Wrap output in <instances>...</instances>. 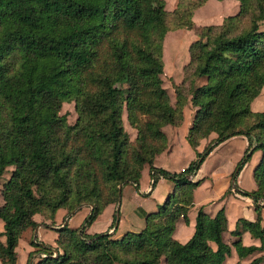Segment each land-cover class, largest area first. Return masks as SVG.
Instances as JSON below:
<instances>
[{
	"label": "trees",
	"instance_id": "trees-1",
	"mask_svg": "<svg viewBox=\"0 0 264 264\" xmlns=\"http://www.w3.org/2000/svg\"><path fill=\"white\" fill-rule=\"evenodd\" d=\"M237 1L235 14L197 30L172 104L161 79L164 37L192 28L194 11L207 0H178L172 11L164 0H0L2 264L16 263L20 235L38 225L35 214L51 220L44 226L57 237L55 245L31 238L26 264H160L162 258L165 264H223L231 245L239 259L260 253L233 264L264 262V110L251 109L264 86V0ZM188 100L195 111L185 139L195 158L180 171L157 167L156 155L168 146L163 128L182 124ZM70 102L74 124L60 114ZM211 133L216 137L197 151ZM240 135L247 147L225 194L249 197L255 219H237L231 234L246 230L259 245L226 243L224 210L211 217L202 206L193 234L180 242L173 237L176 222L188 223L193 190L202 181L193 177L217 145ZM257 150L256 188L240 189L236 178ZM144 165L152 189L162 178L173 189L156 210H142V229L113 238L122 189L131 184L139 191ZM109 204H116L109 229L88 234ZM83 206L90 211L78 227H52L59 208L69 215Z\"/></svg>",
	"mask_w": 264,
	"mask_h": 264
},
{
	"label": "rangeland",
	"instance_id": "rangeland-1",
	"mask_svg": "<svg viewBox=\"0 0 264 264\" xmlns=\"http://www.w3.org/2000/svg\"><path fill=\"white\" fill-rule=\"evenodd\" d=\"M165 1V8L168 11H172L178 2V0H164ZM233 1L237 0H208L203 6L197 8L193 13V27L190 29L181 28L176 30L168 31L164 37L163 42V73L161 75L162 79V86L166 89L168 96L170 98V102L172 104L175 103V92H174V85L180 84L185 76L184 67L189 61V45L197 39V30L205 25H218L221 23L222 19L227 16L235 13L238 10L239 2L237 1V6L233 9ZM202 80L196 81V84H200ZM188 83H185V91L188 92L189 90ZM195 111L194 106L188 100L187 104L183 108L184 120L181 125L179 126H168L169 128L166 130L168 135L172 139V143L176 148L174 152V159L169 161L167 165H164V168L168 170H180L186 166L196 155L195 150L191 148L188 144L186 139L184 138V144L182 146L183 134L184 130L186 129L185 126H188L191 123L193 113ZM60 114H65L67 122L69 124H74L77 118V114L74 109V103H63L60 109ZM124 127L125 130L128 132L129 137L131 140H134L136 131L131 128L126 120V116H123ZM177 127V128H175ZM210 137V136H209ZM215 137L214 134L211 135V138ZM241 156L240 154V147L237 143L233 144V142L227 143L222 148H219L215 151V154L209 159L207 166L208 169H212L211 176H213L215 185L213 191L218 193L222 190L227 191L229 188L231 181L228 180L226 177L233 169L237 159ZM216 163V167L214 164ZM163 166V165H162ZM206 166V167H207ZM10 169V168H9ZM208 172L203 170V174L200 173V177H203ZM9 176L8 173L4 174L3 180H5ZM196 178V179H198ZM227 180V181H226ZM240 181L242 186L246 189H253L255 188V182L253 177L248 172H244L241 175ZM149 180H147L146 175H144L142 180V188L146 189L149 185ZM170 185L172 188V182L169 180H165L163 182H159L155 189V197H148V195L139 196V200L141 203L140 208L135 209L137 203H132L134 201L133 195L134 193L138 194L135 188L128 184L126 185L121 193L122 197V207L119 211L120 216V228L117 230V233L120 232V229L123 232L127 229L134 230L131 228H138L135 230H139L144 225V218L141 215L142 208L147 209L149 205H155L156 203L163 202L161 200L162 195L164 194L165 197L170 189ZM225 188V189H224ZM151 189V185L148 193ZM209 191V190H208ZM206 189H202L199 191V194L205 193ZM230 192V191H229ZM228 192V193H229ZM149 194V193H148ZM165 199V198H164ZM2 198L0 196V203ZM156 208V205H155ZM229 218L232 219V213L234 211L229 212ZM246 216V213H244ZM264 217V216H263ZM82 213H77L74 218L70 222V226H78L81 223ZM107 214H103L96 222V224L92 227V231H101L105 230V225L107 224ZM118 225V223H117ZM138 226V227H135ZM227 230V229H226ZM181 230H179L180 232ZM54 230L47 228L43 232V237L46 240H51V236L53 235ZM226 232V231H225ZM231 234L227 231L224 235V241L231 245V241L233 238L230 236ZM180 234L178 235V237ZM231 253L232 256H227L223 262V264H233L236 259H238L237 254L235 252L234 247L231 245ZM19 258L22 259L23 251L22 247L18 250ZM256 255H250L247 258L241 260L242 263H247L250 259H252ZM264 264V262H262Z\"/></svg>",
	"mask_w": 264,
	"mask_h": 264
},
{
	"label": "crops",
	"instance_id": "crops-1",
	"mask_svg": "<svg viewBox=\"0 0 264 264\" xmlns=\"http://www.w3.org/2000/svg\"><path fill=\"white\" fill-rule=\"evenodd\" d=\"M236 2L237 1H233V9H235L236 6H237V3ZM238 10H239V5H238ZM235 13H233V14H235ZM251 109L253 111H263L264 110V86L262 87V89H261L260 93L258 94V96H256L252 100V102H251ZM192 119H193V116H192ZM190 125H191V123L188 126H185L186 129L184 130V134H183L182 146L184 144V138H185V136L187 134V130H188V128H189ZM168 126H172V125H166L163 128V130H164V132H165V134L167 136L168 146H167V148L162 153L156 155V157L154 159V165L157 166V167L164 168V165H167V163H169V161H172L174 159V155H175L174 152L176 151V148H177V147H174V145L172 143V139H171V137L168 135V133L166 131L169 128ZM175 128H177V127H175ZM212 134H214V136L216 137V134L215 133H211L209 135L210 137L208 136L207 138L202 139L200 141L199 145L197 146V151L203 150V148L205 147V145L211 140L209 138H211V135ZM215 137H212V139L215 138ZM229 142H233V144L237 143L239 145L241 156L237 159V161H236V163H235L232 171L226 176L228 178V180H230L231 173L233 172V170H234L237 162L242 157V155H243V153L245 151V148L247 147V139L244 136H242V135H240V136H233V137H231V138L223 141L219 145H217L209 153V155L205 158L204 162L201 164L200 168L198 169L196 175L193 177V181H196L198 179H202V181L193 190V204H192V206L188 210V223L186 224L183 221V219L180 218L176 222V227H175V230L173 232V237L175 239L179 240L180 242H186L191 237V235L193 234L194 227H195V217H196V213H197L198 208L201 207V206L203 207V210L208 215H210L211 217L214 216L216 214V212L219 209L222 208L224 210V214H225L226 220H227V230H226V232L228 231L230 234H231V231H233L234 228H235L237 219H239V218H245V219H248V220H254L255 219V212H254L253 207H252V200L249 197L242 196V195L236 193L234 190H229L230 192L227 193V194H225L226 191H224V190H222V191H220L218 193H216V192L213 191V188H214V185H215L214 181L216 179H214L213 176H211V173L213 171V168L210 169V170L208 169L209 167L207 166V164H208L207 161H209V159L215 154V151L216 150H218L219 148H222L223 146H225ZM260 157H261V151L260 150L255 151L252 154L250 160L244 165V167L242 168V170L238 174V176L236 178V183H237V185H238V187L240 189L247 190V191H251V190H253V189L256 188V183H255V188H253V189H246L245 187L242 186V183L240 181V178H241V175L244 172L245 173L248 172L253 177V170H254L255 166L257 165ZM186 166H182V167L184 168ZM214 167H216V163L214 164ZM182 169H180V170H182ZM180 170H174V171H180ZM203 170L205 172H208V173L205 174L203 177L198 178V177H200V173L203 174ZM170 171H172V170H170ZM144 175H146L147 180H149V182H148L149 185L146 187V189L142 188V184H141ZM196 178H198V179H196ZM165 180L166 179H163L162 178V179H160L157 182V184H159V182H163ZM253 180H254V178H253ZM2 181H3V178H2ZM150 183H151V180H150V176H149L148 165H144V167H143V169L141 171L139 191H137L135 189L138 194L134 193V195H133L134 201L132 203H134V205H135V203H137L136 205H138V206H136L135 209L140 208V204L139 203H141L140 202L141 199L139 200V198H140L139 196H144V195L146 196V195H148V197H152V199H154L155 197H157L155 195V189H156L157 186H155L153 189L151 188L150 191L148 192L149 194L146 193L147 190H149V188H150ZM0 188H1V185H0ZM170 189L171 190L173 189V184H172V188H171V185H170ZM202 189H206V192L205 193H202V194H199V191L202 190ZM171 190H169L168 193ZM168 193H167V195H168ZM164 198H166V197L163 194L161 200L164 201ZM2 202L3 201H1L0 204H2ZM160 203H162V202H160ZM160 203H156L155 204L156 207H157V204H160ZM155 205H153V204L152 205H149L148 206L149 208H147V209L142 208V210L145 211V212L154 211V210H156ZM121 207H122V197L120 198V202L117 205V208L119 209V211L121 210ZM115 209H116V204H109L108 206H106L105 209L102 211V213L94 220V222L89 227H87L86 232L88 234H94V233H100V232H104V231L108 230L109 227H110V225H111L112 218H113V213H114ZM89 211H90V206H83L80 210H78V211H76V212L68 215L66 209L59 208L56 211L55 215H54V219H53L54 226H52V227H59V226L65 225V224H67L69 227H71L70 226V222H71V220L74 218V216L77 213H82V218H81V222H82V220L89 213ZM230 211H234V213L231 214L232 215V219H230L229 216H228V215H230V213H229ZM244 213H246V216H244ZM103 214H107V218H108L107 224L105 225V228H104L105 230L92 231V227L96 224V222H98L99 218L101 216H103ZM261 216H262V225H264V217H263L264 216V208L261 211ZM33 219L38 223V225L34 229H31V228L25 229L22 232V234L20 235V238L18 240V244H17V246L15 248V251H16V263L15 264H26L27 258H28V253H29L30 250H32V247L29 244L31 238L34 239L36 237L40 241H43V242L48 243V244H51V245H55V239L57 237V233L56 232H53V235L51 236V240H46L43 237V235H42L43 232H44V230L47 229V227H45L44 224H50L51 223V220L45 219L40 214H35L33 216ZM119 219H120V216H119ZM78 226H73V228L78 227ZM135 227H138V226H135ZM119 228H120V220L118 221V225L116 226V229L114 230V228H113V229H110V231H109L111 233V236L113 238H119L120 236H122L127 231L137 232L140 229H142V228H140L139 230H135V229H138V228H131V229H134V230L127 229L124 232H123L122 229H120V232L117 233V230ZM179 230H181V231L179 232ZM2 231H3V223L0 220V233ZM226 232L223 233V238H224V235H225ZM179 234H180V236L178 237ZM230 236H231V238H233L232 241H231V244L236 239H241L243 245H245V246H249V245H259V241L257 239H255L254 237H252L251 234L248 231L243 230V229L240 230V236L239 237H236V236H234L232 234ZM0 240L1 241H4V236H0ZM20 247H22V251H23V257H22V259L19 258V254H18V250H19ZM253 255L258 256V255H260V253H256V254H253ZM229 256L231 257L232 256V253ZM256 256H254V257H256ZM225 259H227V258H225ZM236 260L242 262L241 260H243V259H239V257H238V259H236ZM237 261H235V262H237ZM35 262H36V260H34V263ZM0 264H2L1 261H0ZM114 264H121V263H114ZM160 264H165L163 258L161 259Z\"/></svg>",
	"mask_w": 264,
	"mask_h": 264
}]
</instances>
